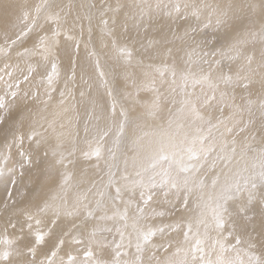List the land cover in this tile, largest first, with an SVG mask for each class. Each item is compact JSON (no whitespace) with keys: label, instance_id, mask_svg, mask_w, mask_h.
I'll use <instances>...</instances> for the list:
<instances>
[{"label":"rangeland","instance_id":"obj_1","mask_svg":"<svg viewBox=\"0 0 264 264\" xmlns=\"http://www.w3.org/2000/svg\"><path fill=\"white\" fill-rule=\"evenodd\" d=\"M70 1L29 0L28 4L23 6L24 9L21 8L19 10L22 15L18 16L19 20H15L17 23L13 22L14 24H10L9 34L5 37L0 36L2 43L0 46L2 50L0 51V60H13L11 58L15 54L24 63L23 65L28 63L24 62L27 61L25 58L30 59V62L32 60L33 62L42 61L35 54L34 56L32 55L34 52L36 53L37 47L40 46L42 49H46L49 46L50 52H53L51 54L55 56L54 58L51 55V58L57 64L56 67L59 68V71H54L53 64H42L33 67L35 76L38 77L39 73L44 76H39L38 78L40 79L33 76L31 78L32 81L36 80L35 86H38L40 91L46 92L45 100L42 99L38 103L39 109L37 108V113H43L46 106L50 114H46L43 118H38L35 115L38 122L32 125L34 126V130H32L30 135L20 134L23 132V128L16 135L17 128L10 121H2L6 127L3 130H1L2 124H0V135L1 133H5L6 135L3 137L10 141L4 147H0V176L8 177L10 181L5 194L25 201L38 191L42 193L41 185L37 184L35 174L32 173L31 169L33 162L39 161L37 159L39 156L48 159L52 165L50 171L46 172L44 170L46 172L45 176L51 175L57 178L58 184L63 186L61 192L57 191L54 196L48 197L50 201L49 205H46L47 197L39 202L37 206L34 201H26L15 215L10 216V220L12 221L8 227H1L2 220L0 219V245L3 244L2 246H5L4 249H10L18 244H22L23 247L26 243L34 242L30 238V231L27 227V223H31V231L37 230L46 235L42 243H33L36 251H40L41 253L44 249L46 254L57 243L58 238L61 237V232H71L73 236L77 237L78 235L76 234L86 224L89 225V223L93 224L94 222L103 224L107 221H112V241L103 239L106 236L103 238L99 236L104 243L98 246L86 240L92 237L81 235V237H77L83 241L80 245L72 241L68 242L73 254H77L78 260H84L83 249L89 247L93 252V264L95 261H100L101 264H114V261L117 259L120 261V264H126V262L127 264H133L138 258L142 264H157L159 261H163V264H182L185 261L187 264H202L201 256H203V259L204 257H210L212 261H215L213 248L203 253L196 252L195 261H193V248H186L191 257L184 258L179 262L169 263L166 258L170 255L173 245L178 243L179 247L181 244L187 243L191 237L198 234L199 231L197 230L204 228L199 220V215L203 212L205 205L208 204H205L206 196L209 195L208 201H210L212 198L210 196L216 193L220 194L219 188L215 187L218 186V182L221 186L223 183L225 184L222 187L221 193L226 187L234 183H239L243 188L245 178L261 170L257 163L245 162L243 164L242 160H240L238 163H235V170L230 172V165L223 170V167L228 165L229 161H231L230 164L235 162L230 157V160L224 163L221 172L216 174V177L218 175L219 178L215 177L214 180L216 181L217 179L218 182L207 183L205 186L201 184L202 187L198 186L199 188L196 189L195 195L190 198V200H194L191 201V207L188 204L186 205L187 207L185 206L186 213L184 212L183 219L178 226V231H172V223L179 221L181 218L171 224L167 221L162 227L154 223L149 227L138 228L139 224L135 225L138 221H134L131 218V204L127 203L125 206L122 204V200L128 193L138 190L142 196L136 195V198H139L136 202L140 200L138 203H141L142 199L144 206L140 210H145L142 219L144 221L149 219L148 222L150 223V219L153 218H166L167 215L163 214L160 205H167L172 202L170 200L179 189L185 191L180 186L181 184L169 175L170 167L167 165L170 162L168 161L172 160L171 163H173L175 154H179L182 160L187 159L189 156V152L186 150L187 147L190 146L197 151L199 143L202 141L200 152L206 165L203 174H206L209 171L211 163L217 162L225 153L235 151V148L240 152L239 155H243L246 152L249 154L252 151L249 147L257 146L264 148V125L260 122L261 118L264 117V87H261V82L264 81V26H262L264 15L260 12L259 7H256L254 9L257 13L251 8L252 11L242 16L244 25L246 24V29H248V32H245V34L249 39L251 36V39L247 46L240 48V56L245 59L248 57L247 53H252L253 56H257V60L259 56L261 59V71L256 73L251 66V71L246 72L242 65L232 63L229 60L239 55L232 54L227 45H223L219 40L223 37L228 38L230 30L217 25L216 21L213 22L210 18L211 8L209 11H201L200 9L195 10L192 4L189 5V1L194 2L195 0ZM252 3L259 4L257 0L252 1ZM175 5H179L178 12L174 10ZM24 13L28 17L30 16V18H27L28 20L22 18L25 17ZM195 13H198V15L196 16ZM57 14L59 19H53L52 17ZM47 23H51L52 31H45ZM29 24L31 26H28ZM39 25L41 28H39ZM20 27L26 30H22ZM18 28L20 29L18 30ZM37 29L38 31L40 29L41 33H39L41 36ZM29 32L31 33L29 34ZM60 32L62 33L60 34ZM64 34H67V36H64ZM57 35L60 37V40ZM166 35H173L172 39L165 42H161L158 39L160 36ZM27 36L35 38L34 43L29 44L31 46L24 45L23 43L25 37L26 39H30ZM262 37L263 41H260L259 39ZM40 38L43 39L41 40ZM50 38L51 40H49ZM57 40L59 43H57ZM70 41L74 44L70 43ZM100 41H103V44L106 43L103 45L104 48L99 46L101 44ZM49 42V45L44 46V44ZM85 42L91 47L85 48ZM142 42L145 43L143 44L144 48L141 45ZM69 44L70 46L72 44V54L74 55L75 53L76 56L74 61L71 62V66L66 68L65 55L67 54L61 55L59 53V46L67 47ZM82 44L83 48L77 53L78 47ZM52 48L53 50H51ZM48 49L44 51L47 52ZM22 52L25 53L23 54ZM81 53L85 54L84 59L80 57ZM57 54L59 55L57 56ZM243 59L241 62H244ZM216 62L220 67H224V70H228V74L220 76L219 80H216V75H214L213 79L212 74L208 72L209 68L205 69ZM245 63L247 64L248 62ZM237 65L240 66L235 68ZM202 66H205L203 69L207 73L202 69H198ZM89 69L92 72L88 71ZM94 69L95 72L93 71ZM196 71L202 72H198L197 75ZM231 72L234 74L232 81L227 79L231 77ZM251 76L255 85L253 83L252 85L249 84ZM89 79L91 82H88ZM8 80L5 82H8ZM2 84L0 77V89L3 86ZM244 84H248L249 86L245 88ZM94 87L97 90L93 89ZM117 89L120 91L124 90V93L128 94L127 97L124 98V96L122 97L117 94ZM93 91H97V94H91ZM124 93L121 92L122 95ZM0 96L2 97L0 102L4 104V107L0 108V113H3L5 106L14 97L9 93H1ZM48 104L50 105L48 106ZM193 106L195 107V112L193 111ZM177 119L179 123H177ZM41 125L44 127L39 129ZM198 128V132L202 134V140L197 139L194 135V132L196 133ZM146 130L153 137L157 136L156 141L149 144L142 142V136ZM160 133L164 134L162 137L166 135L170 140L177 141L176 144H173V151L170 152L169 147L165 149L170 140L165 141L166 138L158 141ZM180 140H182V143ZM205 141H210L208 147L204 145ZM42 142L44 144L47 143L49 146L44 150L43 155H38L43 148ZM152 147L156 148L152 150ZM96 148L99 150L98 156L95 154L94 149ZM31 150L34 153L36 152L38 156L34 158V153ZM217 150H221L218 155L215 154ZM161 153H163V156L169 157L166 160L161 159L157 162V155L159 156ZM201 155L198 152L196 159L189 160L188 158V160L196 164ZM153 158L156 160H153ZM79 161H86V164L83 166ZM56 163L59 166L60 164L65 165V167L60 171L54 166ZM161 163L166 164L165 169H160L159 164ZM21 168H23V172H19ZM185 169L184 173L179 177L184 178L187 175L188 170ZM83 172L85 174L92 173L95 176L92 182H94V186H96V182L99 183V191L96 188V191L90 190L91 184H88ZM220 174L223 175V179L220 178ZM191 175H188V177H191ZM77 176L84 178L85 182L82 184L76 183ZM95 179L97 180L95 181ZM166 179L169 180L167 181ZM41 180L44 181V178H41ZM172 182L177 187L170 186L173 184ZM226 182L228 183L226 184ZM85 183L87 186L82 188ZM16 184H18L19 190L14 193L10 192L11 185ZM144 184L148 186V189L143 188ZM128 185L131 187L130 190L126 189ZM212 185L215 188H212ZM120 187L124 191H120L117 194L116 189ZM87 188H89L92 195L94 194L90 196V204H88L89 201L84 204L86 201L83 200L80 202V208H75L74 210L73 206H66L70 205L72 199L75 200L76 197L74 196L76 194ZM167 188L168 190L171 189L170 192L167 191ZM212 189L215 193H212ZM260 191H264V189L258 188L256 190L257 196H259L258 193ZM234 193H236L234 190L233 193H229V195L232 194L234 199H229L228 204H231L236 198V200L243 198L241 200L243 203L246 201V190L242 191V193L239 192V194ZM220 196L222 197V194ZM184 198L188 199L185 196ZM57 202L63 204L60 205ZM203 202L204 207L200 206ZM29 204H32L33 209L29 208ZM38 206L44 209L43 212H55V214L53 213L55 216L51 220L55 221V225L52 223L49 225L44 223L37 225L35 219L25 223L27 220L25 213H31L34 217L38 218ZM46 206L48 207L46 208ZM231 207L233 208L234 206ZM61 208L64 209L62 210ZM259 208L258 205L252 207L246 214L235 209L239 211L241 216L243 215L244 221L248 215L251 217V211L261 221L264 216H262ZM122 210H126L128 214L124 212L123 215ZM112 212L113 214L115 212L113 218L102 219L107 214L113 215ZM62 213H68V217L65 220H62ZM89 213L94 215L95 220H93V217ZM195 224L197 225L195 226ZM12 225H15V227H12ZM73 225L76 227L73 228ZM80 225L82 226L79 227ZM55 226H61V230L53 237ZM151 227H153L152 233L154 234L145 242L143 234L145 231L152 230ZM22 228L23 231H21ZM121 230H124L128 234L121 235L119 233ZM160 231L163 237L166 238L164 248L160 247L158 250H154V244L161 240L160 235H156ZM185 233H187V240L184 238ZM99 234L104 233L100 232ZM172 238L175 239L172 240ZM210 240L212 242H207L203 246L207 248L213 247V237ZM9 241L11 245L7 243ZM138 242L141 245V251H137L136 245ZM231 242V245L234 247L237 240L228 241V246ZM51 244L53 245L51 246ZM68 244L65 246V251L69 250ZM117 245H121V247L117 248ZM233 247L224 253L225 258L235 260L239 264L233 253L234 250L237 254H242V252L237 248L238 244ZM45 248H48V250H45ZM117 252H119L118 257L116 255ZM227 253L228 255H226ZM104 254L107 255L105 256ZM180 254V251L176 250L175 257H178ZM59 255H61L60 257H64V251H61ZM41 256L36 257L38 262L46 259V256ZM64 259L66 260V257ZM240 260H243V258L241 259L240 257ZM206 261H209V259Z\"/></svg>","mask_w":264,"mask_h":264},{"label":"bare ground","instance_id":"obj_2","mask_svg":"<svg viewBox=\"0 0 264 264\" xmlns=\"http://www.w3.org/2000/svg\"><path fill=\"white\" fill-rule=\"evenodd\" d=\"M28 1L29 0H0V36L1 37H5L9 34L10 32V27H11V23L13 22H16L15 20H19L18 19V16H20V14L22 15V13L19 12V10L21 8H23V6L27 5L28 4ZM37 1V0H35ZM72 1V0H71ZM70 1V2H71ZM75 1V0H74ZM82 1V0H81ZM80 1V2H81ZM252 1L254 2V0H195L194 2L193 1H189V5H193V8H195V10L197 9H200L201 11H209V9L211 8L210 12H211V15H210V18L214 21L217 22V25L219 26H223V27H226L230 30V34H229V37L228 38H221V40H219L223 45H227V48L230 50V52L234 55H239V56H235L234 58H230L229 60L232 62V63H238L240 65H242L244 68H245V71L246 72H250L251 71V68L250 66L252 67L253 71L256 72V73H259L261 71V59L259 58L258 56V60H257V56L256 55H252V53L248 54L247 53V56L245 59H243V57L240 56V48L242 46H247L250 39H251V36H250V39L249 37L246 36L245 32H248V29H246V24L244 25V22L242 20V16L249 13V11H252L251 8H249V5L252 3ZM258 3H260V0H257ZM67 2V1H66ZM88 2V1H87ZM38 3V2H37ZM61 3V1H60ZM64 3V1H63ZM257 3V2H256ZM67 5V3H65ZM82 4V2H81ZM85 4H86V1H85ZM253 4V3H252ZM64 5V4H62ZM65 5V6H66ZM259 5V4H258ZM64 7V6H63ZM24 9V8H23ZM190 9H192V7H190ZM254 9V8H253ZM65 10V9H64ZM255 11V9L253 10ZM256 12V11H255ZM261 12V11H260ZM253 13V12H252ZM257 13V12H256ZM259 13V12H258ZM196 16L198 15V13H195ZM23 15H26L25 13ZM260 15V14H259ZM264 15V14H263ZM263 17V16H262ZM24 18V17H22ZM27 18H30V16L28 17L27 15ZM238 18H240L239 20H237ZM25 19V18H24ZM34 20V18H32ZM30 19V20H32ZM28 20V19H27ZM29 20V21H30ZM57 20V19H56ZM26 21V20H25ZM23 21V22H25ZM219 21V23H218ZM34 22V21H33ZM56 22V21H55ZM264 22V21H263ZM17 23V22H16ZM19 23V22H18ZM35 23V22H34ZM37 23V22H36ZM58 23V22H57ZM14 24V23H13ZM12 24V25H13ZM32 24V23H30ZM28 25V26H31V25ZM264 24V23H263ZM262 24V26H264ZM22 25V24H21ZM20 25V26H21ZM33 25V24H32ZM37 25V24H36ZM56 25V23H55ZM27 26V27H28ZM35 26V25H34ZM33 26V27H34ZM38 26V25H37ZM40 26V25H39ZM43 26V25H42ZM51 23H47V25L45 26V31L47 30L50 31L51 29ZM261 26V25H260ZM15 27V26H14ZM23 27H24V24H23ZM26 27V28H27ZM54 27V25H53ZM22 29V27H20ZM18 28V30L20 29ZM41 28V26L39 27ZM25 29V28H23ZM22 29V30H23ZM35 29V28H34ZM14 30V29H13ZM17 30V29H15ZM26 30V29H25ZM58 30V29H57ZM29 31V30H28ZM31 31V30H30ZM38 31V29H37ZM52 31V30H51ZM63 31V30H62ZM24 32V31H23ZM40 32V29L38 31V33ZM64 32V31H63ZM16 33V32H15ZM18 33V32H17ZM31 32H29L30 34ZM41 33V32H40ZM39 33V35H40ZM45 33V32H43ZM53 33V32H52ZM51 33V34H52ZM56 33V32H55ZM62 32H60L61 34ZM67 33V32H65ZM24 34V33H23ZM27 34V33H26ZM50 34V33H49ZM59 34V32H58ZM259 34V33H258ZM12 35V34H11ZM22 35V34H21ZM32 35V34H31ZM47 35V34H46ZM69 35V34H68ZM23 36V35H22ZM25 36V35H24ZM38 36V35H37ZM41 36V35H40ZM48 36V35H47ZM56 36V34H55ZM64 36H67V34ZM72 36V35H71ZM173 36V35H172ZM172 36L170 35H166V36H160L158 39L161 41V42H165V41H170L172 39ZM27 37H30L23 40V43L24 45H29L31 43H34L35 41V38H31V36H27ZM50 37V36H49ZM52 37V36H51ZM58 37V35H57ZM140 37H143V36H140ZM199 37V36H198ZM8 38V37H7ZM24 38V37H22ZM53 38V37H52ZM59 40H60V37H58ZM70 38V37H69ZM197 38V37H195ZM17 39H19L17 37ZM41 39V38H40ZM43 39V38H42ZM41 39V40H42ZM72 39V38H70ZM74 39V38H73ZM77 39V38H76ZM200 39V38H199ZM1 40V39H0ZM9 40V38H8ZM21 41V39H19ZM18 40V41H19ZM45 40V39H44ZM51 40V38L49 39ZM53 40V39H52ZM62 40H63V37H62ZM69 40V39H68ZM75 40V39H74ZM73 40V41H74ZM260 41H263V37L259 39ZM40 41V40H38ZM46 41V40H45ZM58 41V40H57ZM56 41V42H57ZM72 41V40H71ZM70 41V43H72ZM78 41V40H77ZM12 42V41H11ZM15 42V41H14ZM13 42V43H14ZM17 42V40H16ZM42 42V41H41ZM12 43V44H13ZM59 43V41L57 42ZM100 45L101 47H103V45H105L106 43L103 44V41H100ZM246 43V44H245ZM37 44V42H36ZM43 44V43H42ZM49 45V43H46L44 44L45 45ZM55 44V43H54ZM53 44V45H54ZM74 44V43H72ZM72 44L70 46V44L66 47V46H62L60 47L59 45V53L61 55H65V53L67 55H65V67L66 68H69L71 66V62L74 61L75 59V56L76 54L74 53V55L72 54ZM143 44H145L144 42H142V47L144 48ZM2 45L1 41H0V46ZM40 45V44H39ZM52 45V43H51ZM31 46V45H29ZM57 46V45H56ZM54 46V47H56ZM74 46V45H73ZM6 47V45H5ZM8 47V46H7ZM53 47V48H54ZM84 47L85 48H90L91 46H88L85 42L84 44ZM3 48V47H2ZM19 48V47H18ZM25 48V47H23ZM28 48V47H27ZM49 46L46 48L48 49ZM53 48L51 50H53ZM57 48V47H56ZM79 50L77 51V53L80 52V50L83 48V44L78 47ZM104 48V47H103ZM32 49V48H31ZM46 49H42L40 46L36 48V53L32 52L34 56V54L36 56H38V58H40L42 61H35L33 62V60L30 62L28 59L25 58V60L27 61H24V62H28V63H25L26 65H23L24 63L22 61H20L18 59V57L14 54V56L11 58L13 60H0V72H1V83H3L2 85V88L0 89V94L1 93H9L10 95H12L14 98L11 99V101L9 102L8 105L5 106V109L3 110V113L1 112L0 116L3 118L2 121H10L11 124H15L16 128H17V132H16V135L17 133L19 132L20 129L23 128V132H21L20 134H24V135H30L32 130H34V126H32L33 124L37 123L38 122V119L36 118L38 116V118H43L46 114H50L49 113V109L46 108L45 106V110L43 113H40L38 114L37 113V108H38V103L41 102L42 99L45 100V97H46V92H42L40 91L38 88V86H35V81H32L31 78H33V76H35V72H33V67L35 66H40V65H46V64H53V67H54V71L58 70L59 68L56 67V63L53 61V58H51V55L55 58V56L51 53H53L52 51L50 52V48L48 49L47 52H45L44 50ZM55 49V48H54ZM58 49V48H57ZM1 50V49H0ZM30 50V49H29ZM17 51V50H16ZM26 51V50H25ZM33 51V50H32ZM21 52V51H20ZM27 52V51H26ZM3 53V52H2ZM23 53V52H22ZM25 53V52H24ZM23 53V54H24ZM31 53V52H30ZM29 53V54H30ZM28 54V53H27ZM26 54V55H27ZM22 55V54H21ZM56 55V54H55ZM59 54H57L58 56ZM35 56V57H36ZM101 56V55H100ZM27 57V56H26ZM80 57L82 59L85 58V54L81 53L80 54ZM24 58V57H22ZM31 58V56H30ZM196 58V57H195ZM59 59V58H58ZM103 59V58H102ZM243 59L244 62H241V60ZM55 60V59H54ZM60 60V59H59ZM197 60V59H196ZM237 60V61H236ZM251 61V62H250ZM200 62V61H199ZM245 62H248L247 64ZM201 63V62H200ZM103 64V63H102ZM203 64V63H202ZM205 64V63H204ZM240 65H237L235 66V68H238ZM50 66V65H49ZM224 66V65H223ZM205 67V66H204ZM203 66L198 68V69H202L204 70ZM40 68V67H39ZM208 72H210L212 74V77L214 79V75L216 80H219L220 76H225L228 74V70H224L222 67L219 66V64L216 62V63H213V65H210V67L208 66L207 68L205 69H208ZM38 69V67H37ZM45 69V68H44ZM110 69V68H109ZM42 70V69H41ZM38 71V70H37ZM59 71V70H58ZM88 71L92 72L91 69H89ZM95 72V69L93 70ZM206 73L207 71L204 70ZM44 72V71H42ZM41 72V73H42ZM100 72V71H99ZM109 72V71H108ZM198 72L199 71H196L197 75H198ZM202 72V71H200ZM199 72V73H200ZM235 72H237L235 70ZM204 73V72H203ZM205 74V73H204ZM231 77H230V80L232 81L234 79V74L231 72ZM42 75V74H41ZM40 73H39V76H41ZM88 75V74H87ZM111 75V74H110ZM202 75V74H201ZM207 75V74H206ZM38 76V77H39ZM44 76V75H42ZM41 76V77H42ZM202 76H205V75H202ZM25 77H27V79H25ZM37 77V76H35ZM37 77V78H38ZM47 77V76H46ZM92 78V77H91ZM9 79V80H8ZM40 79V78H38ZM98 79V78H97ZM251 81L249 82L250 85H255V83L252 81V76L250 77ZM6 80H8V82H5ZM24 80V81H23ZM41 80L43 81V79L41 78ZM40 80V81H41ZM85 80V79H84ZM90 81V79L88 80V82ZM91 82V81H90ZM100 82V81H99ZM97 83V82H96ZM95 83V85H96ZM39 84V83H37ZM94 84V83H93ZM17 85H19L17 87ZM89 85V84H88ZM40 86V85H39ZM46 86V85H45ZM42 87V86H41ZM40 87V88H41ZM44 87V86H43ZM90 87H91V84H90ZM93 87V86H92ZM43 89V88H42ZM95 89V87L93 88ZM97 90V89H95ZM94 90V91H95ZM87 91V89H86ZM91 93V94H97V91ZM92 92V91H91ZM121 92L124 93V90H118L117 89V94L121 95L122 97L124 96V98L127 97V93H124V95L121 94ZM13 93H15V95H13ZM87 93V92H86ZM90 94V92H89ZM8 95V94H7ZM11 98V97H10ZM0 99H2V97L0 96ZM48 99V98H47ZM47 104V103H46ZM50 104H48L49 106ZM42 106V105H41ZM98 106V105H97ZM40 107V105H39ZM100 107V106H99ZM42 108V107H41ZM39 109V108H38ZM40 112V111H39ZM42 112V111H41ZM100 114V113H99ZM36 115V117H35ZM105 115V114H104ZM101 117V116H100ZM108 117V116H107ZM180 118V117H179ZM178 120V119H177ZM0 121V124H2V129H6L5 127V124ZM140 122V121H139ZM261 124L264 125V117L261 118L260 120ZM103 123V121H102ZM105 123V122H104ZM176 123V122H175ZM179 123V120L178 122ZM176 125V124H175ZM109 126V125H108ZM177 126V125H176ZM179 126V125H178ZM44 126L41 125L39 127V129L43 128ZM102 127H104L102 125ZM38 129V130H39ZM174 129V128H173ZM166 130V129H165ZM180 130V129H179ZM178 130V131H179ZM36 131V130H35ZM136 131V130H135ZM168 131V130H166ZM199 128L197 129L196 133L194 132V135L195 137H197V139L199 140H202V134H200L199 132ZM28 132V133H27ZM38 132V131H37ZM126 132V131H125ZM38 133H41V132H38ZM137 133H139L137 131ZM183 133V132H182ZM161 134V133H160ZM207 134V133H206ZM6 134L5 133H1L0 135V147H4L8 142H10L9 140L5 139L3 136H5ZM162 135L164 134H161V135H158V137H160L158 139V141H161V139H166L165 141L167 140H170L168 138V136H164L162 137ZM127 136V135H126ZM137 136V135H136ZM141 136V135H139ZM156 135L155 137H153L150 133H147V130L146 132L143 133V136H142V142L143 143H150V142H153V141H156ZM162 137V138H161ZM185 137V136H184ZM183 138V137H182ZM17 139V138H16ZM20 140V138H18ZM18 140V141H19ZM141 142V143H142ZM177 141H172L170 140L169 144L165 147V149L167 147H169V151H173V144H176ZM180 142L182 143V140H180ZM191 142V141H190ZM158 143V142H157ZM164 144V143H163ZM210 144V141H205L204 145L206 147H208ZM41 145L43 146V148L40 150V152L38 153V155H43L44 154V150H46L48 148V144H44L43 142L41 143ZM160 145V144H159ZM201 146H202V141H200L199 143V148H198V152H199V155H201V152H200V149H201ZM261 146V145H260ZM161 147V146H160ZM156 148V147H152V150ZM189 147H187L186 150H188ZM252 149V151L248 154L247 152L244 153L243 155H239L240 152L237 150V148H235V151H230V152H227L223 155L222 158H220L217 162L215 163H211L209 165V171L206 173V174H203L204 171H205V162L203 160V155H201L200 159L196 162V164L193 162V161H189L188 158L189 156L187 157V159H183L182 160V157L179 155V154H175L174 155V158H173V163H171V161H168L170 162L169 166L170 167V176L174 179H176L179 183L180 186H182V188L185 190H180L179 189V186H178V192L174 195V197H172V199L170 201L169 204H161L160 205V208H161V211L163 212V214H166L167 217L166 218H162V217H158V218H153V219H150V223L147 221H144L142 219V215H144V211L145 210H140L144 204H142V199H141V203H138V200L136 202L137 199L139 198H136V195H141V192H138V190L132 192V193H128L126 197H124V199L122 200V204L126 206L127 203L131 204V208H130V211H131V218L135 220H137V224L135 225H138L137 226L138 228H141V227H149L151 226L152 224L156 223L157 225L159 226H164L166 224L167 221H169V223L171 224L172 222L174 221H177V222H174L172 223V227H173V232L174 231H178V226L180 225L182 219H183V216H184V212L186 211V207H185V204H184V201L186 198L185 197H188L187 200V204L188 206L192 205L191 204V201H194V200H190L191 197H193L196 192V189L199 188L198 186L202 187V185H206L207 183H215L217 181L214 180L215 177H216V174H218L219 172H221V168L224 166V163L228 160H230V157H232V159L235 161V162H232L230 164L231 161L228 162V165H225L223 167V170L229 166V171H233L235 170L234 166L236 165L235 163H238L240 160H242L243 164L245 162H249V163H257L258 166L260 167L259 169H261V165L264 164V148H261V147H257V146H253V147H249ZM97 149V148H96ZM96 149L95 152H96ZM164 149V150H165ZM31 152H33V150H31ZM163 152V151H162ZM221 152V150H217L215 152L216 155H218L219 153ZM34 153V152H33ZM151 153V152H150ZM159 153H160V150H159ZM176 153V152H175ZM170 154V153H169ZM34 155V158L38 155H36V152L33 154ZM168 155V154H167ZM171 155V154H170ZM173 157V155H171ZM170 156V158H171ZM157 159L159 162L163 156V153H161V155H157ZM169 157V156H168ZM37 159H39L38 162L34 161L33 164L31 165V169H32V173H34L35 175V178H36V182L37 184H40L41 185V192L40 193L39 191L32 194L27 200H23V199H16L14 198L13 196L11 195H8V194H5L6 193V190L9 186V179L8 177H2L0 176V219L2 220L1 221V227H8L10 224H11V221L10 220V216L11 215H15L21 208V206L26 202V201H34L35 205L37 206L39 202H41L45 197H47V202H46V205H49V198L50 196H54V194L58 191V192H61L62 190V185H59L58 184V179L57 178H54L52 177L51 175L46 177L45 174L46 172L50 171L51 170V164L49 162L48 159L46 158H43L41 156H39ZM153 160H156L153 158ZM81 164H86V161L84 162H81L79 161ZM156 162V161H155ZM78 163V162H77ZM16 164V163H15ZM188 164H189V167H188ZM195 164V165H194ZM247 164V163H246ZM76 165V164H75ZM143 165V164H142ZM160 165V169L163 168L165 169V166L166 164L165 163H161L159 164ZM194 165V166H193ZM250 165V164H248ZM15 166V165H14ZM54 166H56L60 171L65 167V165H61L60 166L58 165V163H56ZM193 166V167H192ZM245 166V165H244ZM82 167V166H80ZM143 167V166H142ZM187 168L188 170V173L187 175L183 178V177H179L182 173H184V169ZM245 167H248V166H245ZM83 168V167H82ZM199 168V169H198ZM240 168V166H239ZM87 169V168H86ZM44 170H46V172H44ZM55 170V169H54ZM56 171V170H55ZM144 171V170H143ZM241 171V170H240ZM19 172H23V168H21V170ZM242 172V171H241ZM247 172V171H246ZM84 173V172H83ZM163 173V172H161ZM224 173V172H222ZM249 173V172H248ZM53 174H55L53 172ZM191 175V177H188V175ZM86 179H87V182L88 184H91V191H99V183L96 182V186H94V178L95 176L92 175V173H89V174H83ZM222 178L223 175L220 174ZM244 175V174H243ZM242 175V176H243ZM248 176V175H247ZM218 177V175H217ZM216 177V178H217ZM41 178H44V181L41 180ZM171 178V179H172ZM219 178V177H218ZM227 178V177H226ZM173 179V180H174ZM223 179V178H222ZM221 179V180H222ZM3 180V181H2ZM97 179H95L96 181ZM167 180V179H166ZM165 180V181H166ZM169 180V179H168ZM167 180V181H168ZM219 180V179H218ZM220 180V181H221ZM225 180V179H224ZM223 180V181H224ZM222 181V182H223ZM75 182L79 183V184H82L85 182L84 178H82L81 176H77L76 177V180ZM92 182V183H91ZM111 182V181H110ZM218 182V181H217ZM161 183V182H160ZM163 183V182H162ZM173 183V182H172ZM228 182H226L227 184ZM78 184V185H79ZM141 184V183H140ZM169 184V183H168ZM167 184V185H168ZM202 184V185H201ZM235 184V183H234ZM233 184V185H234ZM86 183L83 185L82 188L86 187ZM172 186V185H170ZM169 186V188H170ZM213 186V185H212ZM215 186V184H214ZM212 187V188H215V187H218L219 190H220V194L219 193H216V194H213L210 201H208V196H206V203L207 205H205L204 207V202L200 204V206L204 207V210L203 212L199 215V220L201 221L202 223V226L204 227L203 229L201 230H197L199 231L197 235H195L194 237H191L190 235V240L185 243V244H181L179 247H178V243H176L175 245H173L171 247V253L170 255L166 258L168 260L169 263H176V262H179L181 261L182 259L184 258H189L191 257V255L188 253V251L186 250V248H194V247H197L196 245V240L197 239H202L204 242L202 245H200V247L203 248V252L205 251H208L210 249H212L213 247L211 248H207L205 246H203L205 243L207 242H212L210 239H212L213 237V244L214 242L217 240V239H220L221 236L224 238V243L226 244L227 248L228 249H232V242L229 244L228 246V241L230 242L231 240L233 241V239H236L237 241H239V243H236L234 244L235 246L238 244V249L242 252V254L240 253H236V251L234 250V257L237 261L240 260V257L241 259L243 258V260H247L248 259V256L251 255V254H256V255H259L260 254V248H259V244H258V241L260 240V235H261V232L262 230H264V218L260 221L258 218L259 217H256L254 216L253 212L251 211V217H248L246 218V220L244 221L241 214L239 213V207L243 204V202L241 201L243 198H239V200H236L231 202V204H227V207H228V214H226L224 216V228L223 229H217L216 226H215V220H214V215H215V210L217 208V205L218 204H222L223 203V200L221 199V194L224 195V191H222L221 193V190H222V187L225 186V184L223 183L222 186L221 184L218 182V186H215V187ZM230 186V185H229ZM228 186V187H229ZM232 186V184H231ZM244 186V185H243ZM79 187V188H81ZM140 187H142V185H140ZM65 188V187H64ZM96 188V190H95ZM143 188H147L148 189V186H146L144 184ZM157 188V187H156ZM205 188V187H204ZM203 188V189H204ZM259 188V187H258ZM127 190H130L131 187L128 185L126 187ZM201 189V188H200ZM224 189V188H223ZM10 192L14 193L16 191L19 190L18 188V184L16 185H11L10 187ZM71 190V189H70ZM164 190V189H163ZM171 189L168 190L167 188V191L170 192ZM213 190V189H212ZM261 190V189H260ZM67 191V190H66ZM106 191V190H105ZM120 191H124V189L122 187H120ZM182 191V192H181ZM216 191V189H215ZM218 191V189H217ZM201 192V191H199ZM94 193V192H93ZM107 193V192H106ZM204 193V192H203ZM206 193V192H205ZM212 193H215L214 190L212 191ZM233 193V192H231ZM242 193V191H241ZM241 193H240V197H241ZM97 194V193H96ZM104 194V193H103ZM236 194V193H234ZM239 194V193H238ZM259 194V193H258ZM92 195V193H90L89 191V188L79 192L78 194H76V197L75 200L72 199V201H70V205H66L68 207H72L73 206V210L75 208H80V202L85 200L86 202L84 204H86L88 201V204H90V196ZM94 195V194H93ZM92 195V196H93ZM166 195V194H165ZM232 195V194H230ZM248 195V193H247ZM120 196V195H119ZM142 196V195H141ZM151 196V195H150ZM204 196V195H203ZM243 197V196H242ZM66 198V197H64ZM169 199V198H168ZM184 201H183V200ZM204 199H205V196H204ZM203 199V201H205ZM234 199V198H233ZM200 200V199H199ZM197 201V200H196ZM211 202V203H210ZM229 202V200H228ZM113 203V202H112ZM119 203V202H118ZM199 203V202H198ZM42 204V203H41ZM57 204H60L62 205L63 203L61 202H57ZM83 204V205H84ZM197 204V202H196ZM29 208L33 209V206L32 204H29ZM81 205V206H83ZM148 205V204H147ZM53 206V205H52ZM89 206V205H88ZM199 206V208H200ZM231 206H234V209L231 207ZM48 207V206H47ZM46 207V208H47ZM84 207V206H83ZM82 207V208H83ZM118 207V206H117ZM191 207V206H190ZM259 207V206H258ZM81 208V210H83ZM85 208V207H84ZM139 208V209H138ZM148 208V207H147ZM197 208V207H196ZM14 209V210H13ZM62 210L64 208H61ZM93 209V208H92ZM99 209V208H98ZM119 209V208H118ZM138 209V210H137ZM149 209V208H148ZM254 209V208H253ZM260 209V208H259ZM13 210V212H11ZM66 210V208H65ZM89 211V209H87ZM124 210V209H123ZM123 215H124V212L127 213V211H123ZM199 210V209H198ZM251 210V209H250ZM67 211V210H66ZM204 211L206 214H208V216H206V214L204 215ZM261 211V210H259ZM70 212V211H69ZM78 212V210H77ZM83 212V211H82ZM81 212V213H82ZM119 212H121L119 210ZM117 212V213H119ZM55 214V212H53ZM52 212H39L38 215V218H40L44 223V224H50L49 221H51L53 218H54V214ZM87 213V212H86ZM148 213V211H147ZM155 213V212H154ZM186 213V212H185ZM63 214V213H62ZM76 214V212H75ZM113 214V212H112ZM115 214V212H114ZM113 215H105V217H102V219H109V218H113ZM128 214V213H127ZM126 214V215H127ZM259 214V213H258ZM261 214V213H260ZM79 215V214H77ZM83 215V214H82ZM122 215V214H121ZM188 215V214H187ZM92 217L94 216L93 214L91 215ZM116 216V215H115ZM186 216V215H185ZM206 216V217H205ZM62 220H65L67 217H68V213L66 214H63L62 216ZM77 217V216H76ZM82 217V216H81ZM90 217V216H89ZM261 217V216H260ZM15 218V217H14ZM74 218V217H73ZM84 218V217H83ZM77 219V218H76ZM81 219V218H80ZM88 219V218H87ZM91 219V218H90ZM79 220V219H77ZM93 220L94 217H93ZM97 220V219H96ZM81 221V220H80ZM88 222V221H87ZM126 222V221H125ZM129 222V221H127ZM69 223V222H68ZM76 223V222H75ZM93 223V221H92ZM192 223V222H191ZM58 224V223H57ZM62 224V223H61ZM71 224V223H70ZM188 224V223H186ZM84 225V224H83ZM134 225V226H135ZM197 224H195L196 226ZM82 225H80L79 227H81ZM210 226H213V227H210ZM69 227V226H67ZM131 227V226H129ZM152 230H149V231H145L144 234H147L148 232H152L153 231V227H151ZM61 230V226H55L54 227V236H56ZM37 232V230L35 231H30V238L32 239V241H34V236H35V233ZM100 232H103L104 234H99ZM119 233L121 235H127L125 233L124 230H121L119 231ZM178 233V232H177ZM43 236H44V239L46 238V235L44 233H42ZM62 232H61V236H62ZM76 234V233H75ZM74 234V235H75ZM143 234V235H144ZM164 234V233H163ZM193 234V233H192ZM207 234V235H205ZM49 235V234H47ZM76 235L80 236L81 235H86L88 237H92L91 239H86L87 241H91L92 244L94 245H98V246H101V243H104L102 242V240L100 239L103 238V239H106L108 241H112V221H107L106 223H103V224H99V223H93V224H90L84 227H82L81 231L79 233H77ZM141 235V234H140ZM156 235H160L161 237V240L157 243L154 244L153 246V249L154 250H158L160 247H162V249L164 248V244H165V239L160 232H158ZM77 236V237H78ZM100 236V237H99ZM167 236V235H166ZM1 237V236H0ZM76 237V236H75ZM17 238V237H16ZM19 238V237H18ZM79 238V237H78ZM185 238V237H184ZM14 241H15V238L13 237ZM12 239V240H13ZM175 239V238H174ZM172 238V240H174ZM20 240V239H19ZM53 241V240H52ZM3 242V241H2ZM18 242V241H17ZM16 242V243H17ZM51 242V241H49ZM177 242V241H176ZM6 243V242H5ZM56 243V242H55ZM184 243V242H183ZM235 243V242H234ZM15 244V243H14ZM18 244V243H17ZM73 244V243H72ZM88 244V243H87ZM86 244V245H87ZM252 244H257V247L255 249L251 248V245ZM3 245V244H2ZM0 245V246H2ZM8 245V244H7ZM53 244H51L52 246ZM80 245V244H79ZM107 245V244H106ZM93 246V245H92ZM105 246V245H104ZM234 246V247H235ZM4 247L5 246H2L0 248V250H4ZM10 247V246H9ZM14 247H17V248H21L22 247V244H18L17 246H14ZM79 247V246H78ZM83 247V246H82ZM91 247V246H90ZM107 247V246H106ZM233 247V248H234ZM7 248V247H6ZM52 248V247H51ZM73 248V247H72ZM179 249L180 251V255L178 257H175V252L176 250ZM45 250H48V248ZM50 250V249H49ZM82 250V249H80ZM85 249H83L84 251ZM42 251V250H41ZM79 251V250H78ZM37 252V256H41V253H42V256L45 257V251L43 249V252L40 253V251H36ZM214 253V256L216 259L217 257L220 255V252H219V248H215V250L213 251ZM60 254V253H59ZM105 256L107 254H104ZM228 255V253L226 254ZM230 255V254H229ZM240 257H239V256ZM36 256V257H37ZM41 256V257H42ZM61 256V255H60ZM77 256V254H76ZM224 257H225V254H224ZM209 259L212 261V258L210 257H204L203 259V263L202 264H205L206 260ZM157 264H163V261H159L157 262Z\"/></svg>","mask_w":264,"mask_h":264},{"label":"snow or ice","instance_id":"obj_3","mask_svg":"<svg viewBox=\"0 0 264 264\" xmlns=\"http://www.w3.org/2000/svg\"><path fill=\"white\" fill-rule=\"evenodd\" d=\"M259 7L262 14H264V0H260L259 5L256 4H250L249 8H256ZM175 11H179V5L174 6ZM27 19V15L24 17ZM53 19H59L58 14L54 15L52 17ZM105 23H107L105 21ZM219 23V21H218ZM2 51V50H0ZM251 62V61H250ZM27 79V77H25ZM227 79H230L228 77ZM19 85H17L18 87ZM249 85L244 84V87L247 88ZM261 87H264V81L261 82ZM15 95V93H13ZM4 104L0 102V108H3ZM193 111L195 112V107L193 106ZM2 117H0V121H2ZM31 138V137H30ZM189 152V159H196L198 157V152L190 147L188 148ZM95 154L99 155V150L97 149ZM30 159V158H29ZM162 159H168L167 156L162 157ZM187 170V169H185ZM259 182V183H258ZM172 187H177L175 183L172 184ZM259 188L264 189V164L261 165V170L258 173H253L249 177L245 178L244 180V187L242 188L239 183L226 187L224 189V195H222L221 199L223 200L222 204H218L217 208L215 210L214 220H215V226L217 229H223L224 228V216L228 214V200L232 199L233 196L229 195V193L233 192V190L236 193H239L241 191L246 190L248 195L246 198V201L239 207V211L242 213H247L252 207L259 206L262 216H264V191H260L259 196L256 194V190ZM117 194L120 193V188L116 189ZM103 195V194H102ZM185 206L187 205V200L184 201ZM47 207V206H46ZM38 212H43L44 209L37 207ZM27 216V221L35 219V222L37 225L41 224L43 221L40 218L34 217L31 213H25ZM91 215V213H89ZM53 225H55V221H49ZM12 227H15V225H12ZM27 227L29 231L32 229V224L27 223ZM76 226L73 225V228ZM23 231V228L21 229ZM154 233L148 232L147 234L143 235V240L147 242L150 239V236ZM207 235V234H205ZM23 238V237H22ZM185 240H187V233H185ZM44 241V236L41 232L37 231L34 236V242H29L23 245L22 248L17 247H11L10 249H4L0 250V264H93V252L91 248L86 247L83 256L84 260H78L77 256L73 254V251L71 250L70 244H68L69 241H72L76 244L83 243L82 240L78 239L77 237L73 236L71 232H64L61 237L58 238L57 243L53 245V248L50 250L49 253H46V259L40 260L39 262L36 259L37 252L36 248L33 246V243H42ZM202 239L196 240L197 247H194L192 249L193 252V261L196 260L195 253L200 252L203 253V248L200 247V245L203 244ZM11 245V242H7ZM91 243V241H90ZM239 243V241H237ZM68 244V249L65 251V246ZM259 248H260V254H251L248 256L247 261L239 260V264H264V230H262L260 235V240L258 241ZM121 247V245H117V248ZM137 251H141V245L138 242L137 245ZM219 248L220 255L217 257L215 261H206L205 264H237L235 260L226 259L224 257V253L228 251V248L226 244L224 243V238L221 236L220 239H217L213 244V249ZM257 247V244H252L251 248L255 249ZM61 251H64V257H66V260L64 257H60L59 253ZM179 251V249H177ZM117 257L119 256V252H117ZM31 257V258H29ZM200 259L203 261V256L200 257ZM94 264H101L100 261H95ZM114 264H120V261L117 259L114 261ZM127 264V262H126ZM133 264H142L141 261H139V258L136 262H133ZM182 264H187V262H182Z\"/></svg>","mask_w":264,"mask_h":264}]
</instances>
